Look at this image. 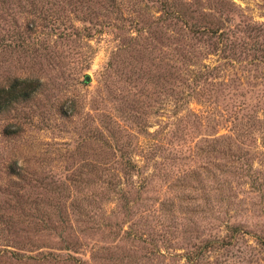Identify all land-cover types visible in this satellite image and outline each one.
Returning a JSON list of instances; mask_svg holds the SVG:
<instances>
[{"label":"rangeland","instance_id":"1","mask_svg":"<svg viewBox=\"0 0 264 264\" xmlns=\"http://www.w3.org/2000/svg\"><path fill=\"white\" fill-rule=\"evenodd\" d=\"M184 1L226 45L245 42L241 63L156 26L155 0H0V85L47 83L0 115V264H264V0ZM188 58L221 74L177 107L186 91L166 64L184 72ZM15 123L21 134L3 137ZM15 161L28 179H82L79 203L14 184ZM40 253L53 257L25 258Z\"/></svg>","mask_w":264,"mask_h":264},{"label":"trees","instance_id":"2","mask_svg":"<svg viewBox=\"0 0 264 264\" xmlns=\"http://www.w3.org/2000/svg\"><path fill=\"white\" fill-rule=\"evenodd\" d=\"M155 3L157 4V6L154 8H157V10H159L158 13H161V15L157 17V21L155 22L156 26L159 23H162L169 28L181 27L194 38L200 37L205 40V42L212 49L215 48L221 53L226 52L225 60H229L230 65L241 63L242 56L246 53L245 50L247 49L245 42L243 40L236 39L232 40L231 44L226 45L229 41V38L227 37L226 42L223 41V39L225 38L227 32L224 30H217L215 27H212L213 21L211 20V18L213 17V15L201 13L199 9L192 8L193 3L188 1L186 2L184 0H181L180 2L179 0H155ZM134 41L137 40L134 39ZM239 49H241V51H238ZM134 53H136V51ZM186 60L190 63V66L185 69L184 72L178 69L177 64H172L171 62H168V64H166L169 67L168 74L170 76H173V71H175V73L180 78V86L186 91L185 93L184 91L180 90L183 97L176 101L177 107L186 106L189 104L187 100L195 99L196 96H202V91L205 89L203 85H212L210 81L216 80V78L218 79L219 74H221L220 66L211 67L207 65H200L196 61L193 62V59L191 58H188ZM46 87L47 83L41 76L18 78L8 85H0V115L10 112L20 105H29L42 93L45 92ZM176 95L177 93H175L174 96ZM67 104L68 101L66 100L63 104H61L60 109H65V114H67L68 112L75 113V105L70 104L68 106ZM21 132L22 125L19 123H15L3 129L2 136L6 138H13L19 136ZM126 150L122 151L121 167L122 170H124L123 173L128 176L130 180H134V178L140 176L142 168L138 166L132 156L134 150ZM7 169L8 171H10L9 174L11 175V177L15 179V182L13 183L16 184L17 182V185H21V187L23 188H41L43 190H46L48 194H54L58 196V199L65 197L76 203H79L80 201L79 189H81L83 186L82 179H77V177L71 178L63 175H54L50 178H43L41 179L42 182L33 178L28 179L26 176L27 168L23 164L20 165L18 161L9 163ZM33 183H35V185ZM122 185L123 179L111 183V187L116 188V190L118 191L120 190ZM37 210L42 213L41 218H39V222L44 224V219H46L45 221L48 222L51 221L50 215L46 214V212L42 210ZM61 218L62 216L60 213L58 219ZM3 219L4 215L0 213V240H2L3 238L1 237V234H3L4 231V223H1L3 222ZM215 243L217 244L219 242ZM5 253L6 252L4 251V249H0V258L4 257ZM52 257L53 254L40 253L36 257L31 256L25 258L28 261L46 262L47 260L52 259Z\"/></svg>","mask_w":264,"mask_h":264},{"label":"water","instance_id":"3","mask_svg":"<svg viewBox=\"0 0 264 264\" xmlns=\"http://www.w3.org/2000/svg\"><path fill=\"white\" fill-rule=\"evenodd\" d=\"M91 82V77L89 75H87L85 77V83H90Z\"/></svg>","mask_w":264,"mask_h":264}]
</instances>
